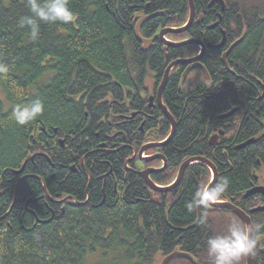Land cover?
<instances>
[{"label": "trees", "instance_id": "trees-1", "mask_svg": "<svg viewBox=\"0 0 264 264\" xmlns=\"http://www.w3.org/2000/svg\"><path fill=\"white\" fill-rule=\"evenodd\" d=\"M192 1L194 22L165 39L199 41L206 50L197 65L169 73L161 99L176 130L169 143L147 152L167 162L149 178L166 187L185 161L206 159L217 171L216 184L229 181L217 201H232L251 224L264 223V212L249 214L263 197L243 199L251 188L264 187V0ZM69 7L77 13L73 23H41L33 41L30 29L20 26L30 15L26 0H0V62L10 69L0 79L10 105L4 111L0 102V264H160L173 252L191 259L168 264H211L207 239L226 234L237 217L199 207V220L207 218L200 224L197 208L187 211L186 203L210 182L208 168L187 167L176 188L152 194L155 203L137 174L139 163L125 166L131 148L168 137L169 121L147 98L156 96L172 62L200 51L197 45L166 47L159 39L144 50L134 29L152 15L139 27L144 40L183 27L187 0H70ZM222 40V48L207 47ZM238 40L227 70L221 57ZM35 99L43 102V114L17 125L13 106ZM82 158L89 184L85 171H71ZM161 167L158 160L146 163ZM252 264H264V237Z\"/></svg>", "mask_w": 264, "mask_h": 264}, {"label": "clouds", "instance_id": "clouds-1", "mask_svg": "<svg viewBox=\"0 0 264 264\" xmlns=\"http://www.w3.org/2000/svg\"><path fill=\"white\" fill-rule=\"evenodd\" d=\"M70 0H26L30 15L21 17L20 26L30 29L29 38L33 41L40 37V24H69L76 20L77 13L69 7ZM10 69L0 62V79L6 77ZM44 112L40 99L16 103L12 108V118L19 126L28 125L37 120ZM229 181L224 178L215 186L196 191L186 203L189 212L197 207L207 208L211 203L224 197ZM200 224L207 223L201 217ZM264 223L244 224L237 218L228 223L227 233L210 236L206 241L207 255L211 264H241V261L255 255L259 240L264 237Z\"/></svg>", "mask_w": 264, "mask_h": 264}, {"label": "water", "instance_id": "water-1", "mask_svg": "<svg viewBox=\"0 0 264 264\" xmlns=\"http://www.w3.org/2000/svg\"><path fill=\"white\" fill-rule=\"evenodd\" d=\"M188 2V6H189V17H188V20L186 22V24L181 27V28H178V29H174V28H166V29H162L158 32V34H156L151 40H144L140 37L139 35V27L141 24L145 23L146 21L154 18L156 15H152V16H145V17H142L139 19V21L137 22V25L134 29V35H135V38L138 40L139 43H141L142 45V48L144 50L150 48L152 42L155 40V39H159L166 47L167 46H171V47H182V46H185V45H197L199 48H200V51L198 53L197 56L193 57V58H190V59H179L175 62H172L165 70V73H164V76H163V79H162V82L161 84L159 85V88L157 90V93H156V96H155V99H156V103L158 105V107L162 110L164 116L166 117V119L169 121L170 123V133L168 135V138L162 142V143H154V144H150V145H146L144 147H142L139 151V154H138V158L140 160H142V157L141 155L143 153H145V151H147L148 149H157V148H160L162 146H164L165 144H167L168 142H170L174 136V133H175V130H176V123L174 122V120L172 119V117L169 115L168 111L166 110V108L163 106L162 104V92L166 86V83H167V80H168V76H169V73L170 71L177 65H188V66H194V65H197L199 60L203 57L204 53H205V50H206V47L199 41H193V40H184L182 42H177V43H171L169 41H167L165 39V36L167 34H181L183 32H185L190 26L191 24L194 22V19H195V11H194V5H193V1L192 0H187ZM223 7V5H222ZM201 20V18H199L197 20V22H199ZM215 26H212L211 28H214ZM240 42V40H238L237 42H235L234 44H232L228 50L226 52L223 53L222 57H221V62L222 64L224 65V67L228 70V66L226 64V58L229 54V52ZM224 45V40H222V42L217 45V46H207L208 48L210 49H219V48H222V46ZM204 76H205V80L208 81L209 78H208V75L205 71V69L203 67H200ZM236 110H233L232 112H230L229 114L225 115V117H229L232 113H234ZM219 135H223V132L222 131H219L218 132V135H214L210 138L209 140V144L211 146H214L217 139H218V136ZM254 141L251 140L249 142H246L244 144H242L241 146H239V149L240 148H243V147H246L248 146L249 144L253 143ZM153 160H159L161 161L162 163V167L160 169H146V170H143L141 172L138 173V175L143 179V181L145 182L146 186L148 187L149 189V193H150V197H151V194L153 192H157V193H165V192H168V191H171L172 189L176 188L183 175H184V172L185 170L187 169V167L193 165V164H203L205 165L208 170L210 171L211 173V179H210V182L208 184V186L206 188H210V187H213L216 185V182H217V179H218V175H217V171L215 169V167L206 159H202V158H191L187 161H185L178 169V172H177V175L174 179V181L169 185V186H166V187H159L157 185H155L154 183L151 182L149 176L151 174H157V173H160L161 171H163L165 168H166V160L158 155V154H155L153 156H150V157H147V158H143V161H146V162H149V161H153ZM255 194H259L263 197L264 199V187L263 186H255L253 188H251L249 191H247L244 196H243V199L247 198V197H250L252 195H255ZM152 198V197H151ZM153 202H157L156 199H152ZM210 208H213V209H224V210H228L231 214H233L235 217H237L240 221H242L244 224H251V221H250V218L249 216L244 213L243 211H241L240 209L236 208L235 206L232 205V201L230 202H213L211 203V205L209 206ZM197 210H198V220H199V215H200V211H199V207H197ZM264 212V204L260 207H257L253 210H251L249 212V214H254V213H262ZM197 220V221H198ZM175 257H183V258H186L188 260H190L191 258L186 255V254H183V253H180V252H173L172 254L168 255L167 257H165L160 264H168V262L175 258ZM245 264H252V256H249L247 258H245Z\"/></svg>", "mask_w": 264, "mask_h": 264}, {"label": "flooded vegetation", "instance_id": "flooded-vegetation-1", "mask_svg": "<svg viewBox=\"0 0 264 264\" xmlns=\"http://www.w3.org/2000/svg\"><path fill=\"white\" fill-rule=\"evenodd\" d=\"M156 40V39H155ZM167 40V39H166ZM168 41V40H167ZM147 100H148V106L150 107V108H153L154 107V105L156 104V106L158 107V105H157V103H156V99H155V97H153L152 95H150L148 98H147ZM159 108V107H158ZM160 109V108H159ZM161 110V109H160ZM162 111V110H161ZM163 113V112H162ZM164 115V114H163ZM136 116V113H132L131 114V116L130 117H128V119H129V121H131V120H133L134 119V117ZM143 123L140 125V127H139V131H140V133L141 134H144L145 132H144V130H143ZM148 139V138H147ZM154 143H160V142H153V141H151V140H148V142L147 143H145V144H143L142 146H141V148L142 147H144V146H146V145H150V144H154ZM141 148H139V149H137V150H135L134 148H131V152H132V155H131V157L129 158V159H127L126 160V163H125V166H127L130 162H132V161H134V160H136L137 161V163H139V168H140V170L138 171V173L139 172H141V171H143V170H146V163H148V162H146V161H143V158H147V157H150V156H152V155H148L147 154V152L148 151H150V150H154V149H148L147 151H145V153H143L142 155H141V157H142V160H140L139 158H138V154H139V151H140V149ZM157 149H159V148H157ZM154 161V160H153ZM159 161V160H158ZM149 162H151V161H149ZM161 162V161H160ZM166 166H167V162H166ZM147 169H151V168H147ZM160 169V168H159ZM77 170H82L83 172L85 171L86 172V174H87V178H88V184H89V182H90V173L87 171V169L85 168V164H84V158H82L81 160H80V163H79V165H78V167H75V166H72L71 167V171L72 172H77ZM137 173V174H138ZM143 180V179H142ZM145 183V182H144ZM148 188V187H147ZM149 190V189H148ZM149 192V191H148ZM86 193H87V190H86ZM153 193H157V192H153ZM152 193V194H153ZM152 194H151V197H152ZM150 197V193H149V198H150V200H152L153 198H151ZM68 199V198H67ZM156 203H158V202H156Z\"/></svg>", "mask_w": 264, "mask_h": 264}, {"label": "rangeland", "instance_id": "rangeland-1", "mask_svg": "<svg viewBox=\"0 0 264 264\" xmlns=\"http://www.w3.org/2000/svg\"><path fill=\"white\" fill-rule=\"evenodd\" d=\"M0 102H1L2 105H3V109H4V111H7V110L9 109L10 105L6 102L5 97H4V95H3L2 91H1V89H0ZM146 169H147V168H146Z\"/></svg>", "mask_w": 264, "mask_h": 264}, {"label": "bare ground", "instance_id": "bare-ground-1", "mask_svg": "<svg viewBox=\"0 0 264 264\" xmlns=\"http://www.w3.org/2000/svg\"><path fill=\"white\" fill-rule=\"evenodd\" d=\"M167 138H168V137H167ZM167 138H166V139H167ZM166 139H165V140H166ZM165 140H164V141H165ZM164 141H162V142H164ZM162 142H160V143H162ZM168 143H169V142H168ZM165 145H166V144H165ZM165 145H164V146H165ZM162 147H163V146H162ZM155 154L160 155L159 153H155ZM155 154H153V155H155ZM153 155H152V156H153ZM160 156H161V155H160Z\"/></svg>", "mask_w": 264, "mask_h": 264}]
</instances>
